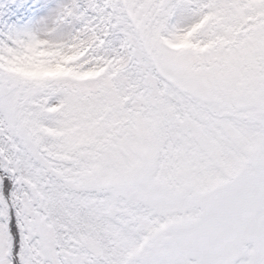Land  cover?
<instances>
[{
    "label": "snow or ice",
    "instance_id": "1",
    "mask_svg": "<svg viewBox=\"0 0 264 264\" xmlns=\"http://www.w3.org/2000/svg\"><path fill=\"white\" fill-rule=\"evenodd\" d=\"M50 3L0 4V264H264V0Z\"/></svg>",
    "mask_w": 264,
    "mask_h": 264
},
{
    "label": "rangeland",
    "instance_id": "2",
    "mask_svg": "<svg viewBox=\"0 0 264 264\" xmlns=\"http://www.w3.org/2000/svg\"><path fill=\"white\" fill-rule=\"evenodd\" d=\"M24 3H31L33 4L34 7L37 8V11H41V9L38 7L39 5H44L45 9L50 8L52 5L50 3V0H21ZM4 3V0H0V4ZM7 5H5L6 7ZM42 15H47V11H44L42 13ZM41 18V16L36 15V13H32V16L29 17L27 20H19L17 21V23L23 24L26 23L28 21H35V20H39ZM3 21L7 24L10 23L9 17H5L3 16Z\"/></svg>",
    "mask_w": 264,
    "mask_h": 264
},
{
    "label": "trees",
    "instance_id": "3",
    "mask_svg": "<svg viewBox=\"0 0 264 264\" xmlns=\"http://www.w3.org/2000/svg\"><path fill=\"white\" fill-rule=\"evenodd\" d=\"M21 2H22L21 0H17V3H18V4L21 3ZM8 7H9L8 5L5 7V14H4L5 17H9V15H8V11H7V8H8Z\"/></svg>",
    "mask_w": 264,
    "mask_h": 264
}]
</instances>
